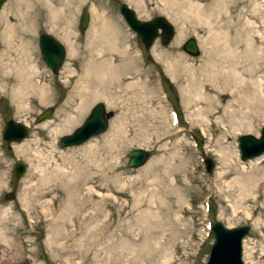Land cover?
Listing matches in <instances>:
<instances>
[{
    "label": "rangeland",
    "instance_id": "374dc122",
    "mask_svg": "<svg viewBox=\"0 0 264 264\" xmlns=\"http://www.w3.org/2000/svg\"><path fill=\"white\" fill-rule=\"evenodd\" d=\"M18 1L6 0L0 8V214L5 209H9L11 215L13 214V218L6 222L8 237L10 236L8 249L12 254L5 259L0 256V264H9L6 260L9 257L16 259L14 264H205L213 242L209 226L214 221L221 222L228 228L250 226V231L243 241V262L264 264V154L242 161L238 147V138L241 135L259 136L264 127V106H259L264 102V0H25L26 10L16 7ZM123 2L134 9L140 19L166 17L175 30L170 43L163 45L160 38H156L146 51L136 34L128 30L122 21L119 6ZM13 3L15 6L5 19L2 13ZM194 3L200 5L199 8L195 7ZM83 11H87L90 17L86 29L80 27ZM53 12L58 15L56 23H53L55 20L50 17ZM24 14L30 18L25 26L20 21ZM102 24L107 25L109 29H102ZM6 25L14 26V34L8 32ZM26 26L29 29L25 30ZM50 26L53 30H50ZM180 30H183L185 35L175 43ZM44 32L54 36L65 47L66 58L57 74L52 73L40 53L38 39ZM106 34L113 35L114 47L119 50L111 48L104 41ZM190 37H194L200 46L198 56H191L182 48ZM217 45L237 55L236 71L242 80L246 79L242 83V95L249 101L251 99L252 103L247 106L237 101L234 102L237 106L234 109L229 105L233 103L230 102L232 98L229 92L220 90L223 94L221 106L211 108L214 109V116L207 117L203 114L206 125H194L192 121L197 117L190 116L185 107L187 100L183 97L182 84L171 80L166 66L170 67L175 61H182L197 69L198 73L207 75L208 71L218 65L214 61L219 47ZM23 50H27L28 54L25 60L30 59L33 83L41 84L47 89V99L40 102L36 93L31 92L28 94L30 99L26 102V109L20 110L12 101V90L21 81L16 61L23 58ZM147 54L151 60L146 59ZM220 59L223 64L219 65L221 70L218 75L224 77L227 68L232 66L228 64L230 61L227 63L226 58ZM95 60H107V64L112 65L115 63V77L111 76L106 86V89L109 88L105 94L107 99L98 98L87 103L77 123L54 139L55 149L64 153L63 155H72L82 160L83 148L95 145L99 147L97 152L103 156L106 149L105 139L115 128L126 136L127 142L119 144L120 150L113 153L114 157L111 155L109 158L112 159V165L115 163V167L110 168V173L105 179L108 183L105 189L94 188L91 183L82 184V188L88 185L92 188L93 196L88 197L91 202L86 203L84 207H78L77 210L87 213L86 215L91 214V218L84 222L77 219L75 231L73 226L65 227L66 230L62 228L63 230L54 236L58 226L54 228L49 223L48 216L46 218L39 210L22 208L21 200L27 195L26 186L29 182H36L37 177L29 178L30 163L16 153L15 145L25 140H39L41 143L35 144L34 147L41 151L46 148V144L53 140L51 129L66 116H74L76 109L78 110V105L81 104L80 91L88 83V70L91 71ZM128 82L139 85V90L134 92L133 96L131 92L121 89ZM249 82L252 83L251 86ZM102 87L104 88V85L100 86V90ZM253 90L261 96V100L255 98ZM108 99L111 105L107 103ZM98 102H102L105 109L111 112L107 129L80 145L60 146L59 139L71 134ZM49 107L54 108L50 118L37 122V116ZM174 109L177 110L179 123L172 118L174 111L176 112ZM229 110L242 111L244 115L241 117L244 116L243 120L251 127V131H234L231 118L226 117L229 116ZM10 119L26 125L28 135L22 141L7 144L2 133L5 123ZM221 122L222 124H219ZM191 133L196 136L197 142L193 140ZM160 135L163 139L159 142ZM221 142V145L225 146L221 147ZM136 148L148 150L150 158L138 168H129L128 154ZM223 155L225 156L221 160ZM205 156L213 162V168L209 172L203 162ZM160 158L167 160V164L171 163L175 168L158 166ZM191 161L198 166L195 172ZM60 162L59 160L58 163ZM18 163L24 164L25 169L21 176L16 178L14 168ZM40 167L44 165L40 164ZM226 171L229 172L226 179L216 180L219 172L222 174ZM117 173H120V176ZM250 178L253 179V195L245 192L248 200L237 203L241 191L230 193L232 190L224 186L225 181L232 180L235 182L234 186H237ZM254 183L256 184L253 187ZM170 185L174 186L172 191ZM58 191L62 196L68 188L59 185ZM80 192L86 191L81 189ZM178 192L181 193L180 198L176 197ZM7 193H14V198L6 199ZM50 196L45 198L49 200ZM136 199L140 200L141 206H135ZM58 203H51L49 207L57 211L61 206ZM147 214H151V221L145 218ZM67 230H72L71 235L62 236V232ZM111 240L113 243L109 242ZM148 243L149 246H146ZM152 251L153 253H150Z\"/></svg>",
    "mask_w": 264,
    "mask_h": 264
},
{
    "label": "bare ground",
    "instance_id": "6f19581e",
    "mask_svg": "<svg viewBox=\"0 0 264 264\" xmlns=\"http://www.w3.org/2000/svg\"><path fill=\"white\" fill-rule=\"evenodd\" d=\"M17 1V0H16ZM85 1V0H84ZM181 1V0H180ZM190 1V0H189ZM188 0H186V2H189ZM169 2V1H168ZM177 2V0H176ZM175 2V3H176ZM167 3V2H166ZM174 3V2H173ZM191 3V2H190ZM188 3V4H190ZM29 4V3H28ZM30 5V4H29ZM172 5V4H171ZM180 5V4H179ZM195 7L199 8V6H197L194 3ZM191 5V6H194ZM14 3L10 4L9 7L6 9V11H4L2 13V17H4L5 19L7 18L9 12L12 10V8H14ZM27 2L25 0H19L18 3L16 4V7L21 8L20 10L23 9H27ZM46 6V5H45ZM170 6V5H169ZM188 6V5H187ZM25 7V8H24ZM184 7V6H183ZM25 9V10H26ZM29 9V8H28ZM178 9V7H177ZM180 9V8H179ZM183 9V8H182ZM181 9V10H182ZM200 10V9H199ZM19 11V10H18ZM166 11V9H165ZM178 11V10H177ZM13 12V11H12ZM181 12V11H180ZM197 12V11H196ZM20 13V11H19ZM166 13V12H165ZM50 14V13H49ZM189 14V13H188ZM175 15V14H174ZM200 15V14H199ZM57 14L55 12H53L50 17L52 20H55L57 18ZM193 16V15H192ZM197 16V15H196ZM20 17V16H19ZM169 17V16H168ZM191 18V17H190ZM189 19V18H188ZM30 18L24 14V16L22 15L21 18V23L23 24V26L26 25L27 22H29ZM32 21V20H31ZM53 23H56L55 21H52ZM52 24V23H51ZM7 26V30L9 33H13L15 32L14 26L12 25H6ZM104 26L102 27V29H107V25H101ZM25 28V27H23ZM27 26L26 29L27 30ZM60 28V27H59ZM29 29V28H28ZM109 29V28H108ZM182 29V28H181ZM50 30H53V27L50 26ZM61 30V29H60ZM185 30V29H184ZM110 31V30H109ZM186 31V30H185ZM184 32L183 30L179 31V34L176 37L175 43H177L183 36ZM185 35V34H184ZM7 36V35H6ZM113 36V35H112ZM110 34H106L105 37L103 38L104 41L106 43H108V45L111 48L114 49H118V47H114V40ZM15 37V36H14ZM10 38V37H9ZM215 41V39H213ZM11 41V40H10ZM217 41V40H216ZM213 42V41H212ZM10 44V43H9ZM220 44H222L220 42ZM12 45V44H11ZM213 45V44H212ZM211 45V46H212ZM28 46V45H27ZM219 46V45H217ZM225 46V45H224ZM11 48V47H10ZM214 48V47H213ZM253 47H251L252 49ZM218 51L216 52V55L214 57V61L216 63H218V65H215L214 69H211L210 71H208L209 73L206 75L203 72L198 73V70L191 67L190 65H186L184 60L182 63V61H175L174 63L171 64V66H166V72L168 74V76L171 78V80H173L174 82H178L180 84H182V91H183V97L184 99H186V108L188 109V113L190 114V116H196L197 119L192 121V124L196 125L197 123L205 126V122H204V118L205 116L203 114H206L207 117H212L214 116L215 112L211 109V108H219L221 106V98L223 97L220 93L221 91H228L229 94L231 95V101L233 102L231 104H229L231 107H233L235 109V107H237L235 105L234 102L237 103V101H241L239 103H243L245 105H249L251 101L247 100L244 95H242V86H243V82L244 80H246L244 78V80H242V77L240 78V75H238L237 71H236V59L238 58L237 55H234V53H232V51L223 48L221 46H219ZM248 49V48H247ZM250 49V50H251ZM119 50V49H118ZM253 53V50H251ZM250 51V52H251ZM29 53V52H28ZM121 53V52H120ZM246 53V52H245ZM21 54L23 55V58L18 59V62L16 67L18 69V73L20 76V82L13 88L12 90V101L15 105L18 106V109L20 110H25L26 106H27V101L30 99V97L28 96V94H30L31 92H35L39 101L40 102H44L47 99L46 93H47V89L41 85V84H34L33 83V71L32 70V66L30 64V59H28L27 61L25 60L28 57L27 54V50H23V53L21 52ZM20 54V55H21ZM220 54V55H219ZM214 55V54H213ZM239 55V54H238ZM212 56V55H211ZM249 56H252L249 54ZM26 57V58H25ZM213 57V56H212ZM226 58L227 63L230 61L232 67L227 68L226 71V76L224 77H220L218 75L219 71L221 70V68H219V65H222L223 62L221 61L222 59L220 58ZM237 57V58H236ZM66 58V57H65ZM22 59V60H21ZM101 59V58H100ZM103 59V58H102ZM121 59V58H120ZM117 60V59H116ZM119 60V59H118ZM225 60V59H223ZM226 60L224 62H226ZM253 60V59H252ZM107 61V60H106ZM105 60L103 61H96L94 62L93 66H91V71L88 70V74H87V85L83 88V90L80 91V95H81V104L80 106L78 105V110L76 109V113H74V116L72 115H68L65 117V119L61 120L58 124L55 125V127H53L51 129V134L53 136V140L49 141L48 144H46V148L42 151L38 150L36 147H34L35 144H40L41 142L38 140H25L22 143H19L17 145H15V151L16 153L21 156L24 160L28 161L30 163V172H29V178L30 179H35L37 177V179L35 180L36 182H29L26 186V191H27V195L23 198V200H21V205L22 208L24 210H33V211H41L42 214L46 217L48 216V220L49 223H51V225L55 227L58 226V229H56L55 234H53L54 236L58 233L61 232V229L64 228L66 230L65 227L68 228H72L74 229V226L76 225V220H82V222H84L86 219L91 218V214L86 215L87 213L85 212H81L78 211L77 208L78 207H84L86 205V203L91 202L90 199H88V197H92L93 194V190L92 188L88 185L87 187H83L82 188V184L85 185L87 183H91L92 187L97 188V189H105L107 184L105 182L106 177L108 176V174L110 173V168L111 166H114V164H111V160L109 159L110 157L113 156L114 152H118L120 150L119 144H125L127 142V138L126 136L122 135V133L120 134L119 131L117 130H113L111 131V133L107 136V138L105 139V144H104V148L105 151H103V156H101L97 151L98 148L95 145H87L85 146L83 149V159L82 160H78L76 159V157H72V155L70 157H68L67 155H63L64 153H61V151H56V147L54 144V139L57 138V136L67 130H69V128L73 127L77 121H78V117L80 116V114L84 111V108L86 107L87 103L92 102L95 99L101 98V99H107L106 98V92L109 89H106V86L108 85L109 79L111 78V76L113 77L114 72H115V68L113 67V65L115 64H107ZM240 62V61H239ZM251 62V61H250ZM13 63V62H12ZM109 63V62H108ZM227 63H224V65H227ZM226 67V66H225ZM128 68V67H127ZM205 68V67H204ZM251 68V66H250ZM117 69V68H116ZM131 70V69H130ZM253 72V71H252ZM118 73V71H117ZM130 73V72H129ZM93 75V76H92ZM242 75V74H241ZM251 75V74H250ZM223 76V75H222ZM244 76V75H243ZM248 76V75H247ZM96 77V78H94ZM115 77V76H114ZM117 77V76H116ZM245 77V76H244ZM252 77V76H251ZM252 79V78H251ZM104 85V88L102 90H100V86ZM249 85L251 86L252 83L249 82ZM258 85V84H257ZM115 86V85H114ZM245 86V85H244ZM109 87V86H108ZM112 87V86H111ZM139 85H137L134 82H128L126 84V86H124L123 88H121L122 90H124L125 92L128 93H132L131 96L134 95V92H137ZM247 88V86H245ZM256 87V86H254ZM253 87V88H254ZM252 88V87H251ZM250 89V88H249ZM257 89V88H256ZM261 89V88H260ZM259 89V90H260ZM118 91V89H117ZM250 90H248L249 92ZM254 91V90H253ZM112 92V91H111ZM109 93V92H108ZM118 93V92H117ZM121 93V92H120ZM144 93V92H143ZM215 94V95H214ZM118 95V94H117ZM248 95V94H247ZM254 95L255 98H257L258 100H261V96H258L257 93H255L254 91ZM115 96V93H114ZM220 97V98H219ZM251 97V96H250ZM255 101V100H254ZM110 100L108 99V104H110ZM139 102V101H138ZM259 102V101H258ZM257 102V103H258ZM144 103V102H143ZM142 103V104H143ZM256 103V102H255ZM254 103V105H256ZM263 105L259 106H264V102H262ZM253 106V105H252ZM247 108V107H246ZM250 108V107H249ZM257 109V108H256ZM262 109V108H261ZM264 109V107H263ZM28 110V109H27ZM260 111V109H259ZM78 112V113H77ZM227 113H229V116H226L227 118L230 117L231 118V125L233 126V130L236 132L241 131L242 129H244L245 131H251V127L246 124L243 120V117H241V115L244 113L242 111H228ZM264 114V112H263ZM238 116V118H237ZM170 117V115H169ZM175 119V116L173 114V117ZM242 118V119H241ZM243 120V121H242ZM170 121H171V117H170ZM229 122V121H228ZM219 124H222L219 123ZM118 129V128H117ZM55 135V136H54ZM52 139V137H50ZM163 136L160 135L159 136V142L162 141ZM46 140V139H45ZM47 142V140H46ZM96 143V142H95ZM91 144V143H90ZM223 144V142L220 143V145ZM100 145V144H99ZM102 146V145H101ZM225 145H221V147H223ZM191 147V146H190ZM122 148V146H121ZM124 148V147H123ZM172 148V147H171ZM58 149V148H57ZM181 149V148H180ZM175 150V149H174ZM82 151V150H81ZM165 151V150H164ZM222 151V150H221ZM69 152V151H68ZM80 152V151H79ZM225 152V151H224ZM193 153V151H192ZM191 153V154H192ZM220 153V152H219ZM122 154V152H121ZM222 154V153H221ZM219 154V155H221ZM224 154V153H223ZM76 155V154H75ZM112 155V156H111ZM120 155V154H119ZM179 155V154H178ZM182 155V153H181ZM184 155V154H183ZM196 155V154H195ZM194 155V156H195ZM226 155V154H225ZM221 156V160L224 158V156ZM227 156V155H226ZM114 157V156H113ZM79 158V156H78ZM116 158V156H115ZM186 158V157H185ZM184 158V159H185ZM196 158V157H194ZM229 157L227 156L226 159H228ZM183 159V161H184ZM187 159V158H186ZM190 159V158H189ZM59 160L61 161L60 163ZM181 160V157H180ZM58 161V162H57ZM182 161V162H183ZM189 161V160H188ZM225 161V160H223ZM229 161V160H227ZM167 160L165 159H159L158 166H165V168L168 166L169 168H173L174 165L173 164H167ZM181 162V163H182ZM192 162V161H191ZM222 162V161H221ZM169 163V162H168ZM190 163V162H189ZM228 162H226L227 164ZM40 164H43L44 167H40ZM166 164V165H165ZM225 164V163H224ZM229 165V164H228ZM184 166V165H183ZM182 166V167H183ZM188 166V165H187ZM222 166V165H221ZM115 167V166H114ZM197 165L194 163V161L192 162V169L195 172V169H197ZM160 168V167H159ZM175 168V167H174ZM183 169V168H182ZM185 169V168H184ZM183 169V170H184ZM190 169V168H189ZM167 172V169H165ZM170 170L169 169V174H170ZM225 170V169H224ZM159 171V170H158ZM163 172V171H162ZM165 172V171H164ZM184 172V171H183ZM191 172V171H190ZM118 174V173H117ZM120 174V173H119ZM118 174V175H119ZM229 172L226 171L222 174H220V172L216 175V180H220L223 178L226 179V177L228 176ZM116 175V176H118ZM164 175V174H162ZM161 175V176H162ZM171 175V174H170ZM263 175V174H262ZM120 176V175H119ZM196 176V175H195ZM110 177V176H109ZM165 177V176H164ZM163 177V178H164ZM169 177V176H168ZM167 177V178H168ZM250 177V176H249ZM252 177V176H251ZM260 177V176H259ZM166 178V177H165ZM164 178V179H165ZM248 178V177H247ZM254 178V176L252 177ZM252 178H250L249 180H245L240 182L239 185L234 186L235 182L234 181H225V185L227 188H230L229 191L230 193H233L234 191H241V193L239 194L240 199L237 200V203H240L242 201L248 200L246 199L247 195H245V192H248L250 196H252L254 193L252 191ZM115 180L117 179L116 177L114 178ZM156 179V178H155ZM162 179V178H161ZM192 179V177H191ZM195 179V178H194ZM157 180V179H156ZM180 180V179H179ZM188 180V179H186ZM33 181V180H31ZM261 181V180H260ZM26 182V181H25ZM112 182V181H111ZM174 182V181H173ZM181 182V181H180ZM255 182V181H254ZM118 183V182H117ZM123 183V180H122ZM164 183V181H163ZM177 183V182H176ZM183 183V182H182ZM181 183V184H182ZM258 183V182H257ZM90 184V185H91ZM111 184V183H110ZM167 184V183H166ZM171 184V182H170ZM187 184V182H186ZM193 184V183H192ZM256 183H254L253 187L255 186ZM262 184V183H261ZM264 184V183H263ZM64 186L68 188V191L64 193V195H60L61 192L58 191V186ZM120 185V184H119ZM160 185V184H158ZM168 185V184H167ZM166 185V187H167ZM183 185V184H182ZM217 185V182H216ZM161 186V185H160ZM171 186V185H170ZM186 186V185H185ZM221 186V184L219 185ZM218 186V187H219ZM111 187V186H110ZM122 187V185L120 186ZM125 187V185H124ZM165 187V186H164ZM174 187V186H173ZM172 186L170 187L171 191H172ZM117 188V187H116ZM123 188V187H122ZM121 188V189H122ZM168 188V187H167ZM176 188V187H175ZM186 188V187H185ZM62 189V188H61ZM81 189H85L86 192H80ZM114 189V188H113ZM120 189V188H119ZM118 189V190H119ZM156 189V188H155ZM116 190V189H115ZM128 190V189H127ZM126 190V191H127ZM158 190V189H157ZM156 190V191H157ZM24 191V190H23ZM34 191V192H33ZM63 191V190H62ZM102 191V190H101ZM109 191V190H108ZM131 191V190H130ZM110 192V191H109ZM132 192V191H131ZM168 192V190H167ZM177 192V190H175V193ZM97 193V191H96ZM156 193V192H155ZM164 193V191H163ZM180 192H178L177 194V198H180L179 194ZM99 194V193H97ZM140 194V193H139ZM152 194V193H151ZM150 194V195H151ZM157 194V193H156ZM173 194V193H172ZM25 195V194H24ZM51 195V196H50ZM47 196H50V199L48 200ZM104 196V195H103ZM119 196V195H118ZM136 196H139L136 194ZM160 196V195H159ZM162 196V195H161ZM167 196V195H166ZM87 197V198H85ZM135 197V196H133ZM140 197V196H139ZM249 197V196H248ZM86 200H85V199ZM154 198V197H153ZM159 198V197H158ZM22 199V198H21ZM115 199V198H113ZM138 199V198H137ZM136 199V200H137ZM96 200V199H95ZM99 200V199H98ZM97 200V201H98ZM134 200V198H133ZM142 200V199H141ZM180 200V199H179ZM9 201V200H8ZM56 201H58V204H61V206L58 208V210L53 211L51 207H49V204H54ZM114 201V200H113ZM145 201V200H144ZM96 202V201H95ZM181 202V201H180ZM106 203V201H105ZM109 203V202H108ZM142 203V202H141ZM178 203V202H177ZM236 203V204H237ZM92 204V203H91ZM112 204V203H111ZM140 204V200H137L135 203V206ZM101 205V204H100ZM177 205V204H176ZM105 206V205H104ZM123 206V205H122ZM141 206V204H140ZM21 208V209H22ZM110 208V207H109ZM113 208V207H112ZM120 208V207H119ZM127 208V206H126ZM133 208V207H132ZM89 209V208H88ZM151 209V208H150ZM171 209V208H170ZM118 210V209H117ZM147 210V209H146ZM89 211V210H88ZM87 211V212H88ZM121 211V210H120ZM138 211V210H137ZM145 213L146 211L143 210ZM143 211L142 214H143ZM28 212V211H26ZM29 213V212H28ZM93 213V212H92ZM128 213V211H127ZM150 213V212H149ZM141 214V215H142ZM152 214V213H151ZM150 214V215H151ZM38 215V214H37ZM42 215V216H43ZM52 215H54V217H52ZM145 215V214H144ZM150 215H146V219L150 220L151 218L149 217ZM153 215V214H152ZM25 216V215H24ZM94 216V215H93ZM97 216V215H96ZM115 216V215H114ZM15 217V216H14ZM153 217V216H152ZM13 218V214L11 215L9 209H5L4 211H2V213L0 214V256L3 257L5 259V257H8L11 253V251H9V242L10 239L8 237V233L6 230V222H8L9 220H11ZM47 218V217H46ZM108 218V217H107ZM116 218V216H115ZM140 219V217H138ZM145 218H143L145 220ZM154 218V217H153ZM157 219V218H156ZM176 219V218H175ZM93 220V219H92ZM152 220V219H151ZM150 220V221H151ZM107 221V220H106ZM155 221V220H153ZM159 222H161L160 220H158ZM108 222V221H107ZM147 222V221H145ZM144 222V223H145ZM149 222V221H148ZM103 223V222H102ZM126 223V222H125ZM141 223V222H140ZM154 223V222H152ZM158 223V222H157ZM180 223V222H179ZM178 223V224H179ZM150 224V223H149ZM155 224V223H154ZM5 225V226H4ZM84 225V224H83ZM106 225V224H105ZM134 225V224H133ZM139 225V224H138ZM148 225V224H147ZM153 225V224H152ZM158 225H160L158 223ZM80 226H81V222H80ZM130 226V225H129ZM141 226V225H139ZM150 226V225H149ZM157 226V225H156ZM177 226V225H176ZM88 227V226H87ZM179 227V226H178ZM53 228V227H52ZM94 228V227H93ZM121 228V227H120ZM119 228V229H120ZM123 228V227H122ZM127 228V227H126ZM131 228V227H130ZM87 229V228H86ZM90 229V228H89ZM88 229V230H89ZM133 229V228H132ZM144 229V228H143ZM63 230V229H62ZM93 230V229H92ZM142 230V229H141ZM139 230V231H141ZM71 231L72 230H67V231H63V235L62 236H68L71 235ZM75 231V229H74ZM73 231V232H74ZM124 231V230H123ZM130 232V231H128ZM127 232V233H128ZM145 232V231H144ZM112 233V232H111ZM126 233V231H125ZM148 233V232H146ZM130 234V233H129ZM128 234V235H129ZM134 234V233H133ZM87 235V234H86ZM127 235V234H126ZM131 235V234H130ZM129 235V236H130ZM143 235V234H142ZM58 236V235H57ZM64 236V237H65ZM90 236V235H89ZM133 236V235H132ZM138 237V234H137ZM53 238V236H52ZM52 238H50L52 240ZM59 238V237H58ZM57 238V239H58ZM71 238V237H70ZM82 238V237H80ZM79 238V240H80ZM85 238V237H84ZM83 238V239H84ZM112 238V237H110ZM114 238V237H113ZM118 238V237H117ZM62 239V237H61ZM75 239V236H74ZM88 239V237H87ZM90 239V238H89ZM119 239V238H118ZM123 239V237H122ZM126 239V238H125ZM136 239V238H134ZM56 240V239H55ZM86 240V239H85ZM91 240V239H90ZM113 240V239H112ZM109 241V242H112ZM137 241V240H136ZM244 241V240H243ZM52 242V241H51ZM83 242V241H82ZM85 242V241H84ZM83 242V243H84ZM87 242V241H86ZM130 242V241H129ZM132 242V241H131ZM149 242V241H148ZM152 242V241H151ZM113 243V242H112ZM120 243V242H119ZM134 243V242H133ZM131 243V244H133ZM153 243V242H152ZM122 244V243H120ZM11 245V244H10ZM123 245V244H122ZM244 245V243H243ZM58 246V245H57ZM112 246V244H111ZM149 246V243L148 245ZM151 246V243H150ZM155 246V245H154ZM126 247V246H125ZM9 248V249H8ZM58 248V247H57ZM64 248V246H63ZM62 248V249H63ZM110 248V246H109ZM108 248V249H109ZM113 248V247H112ZM120 248V247H119ZM148 248V247H147ZM56 249V248H55ZM121 249V248H120ZM149 249V248H148ZM153 249V247L151 248ZM150 249V250H151ZM59 250V249H57ZM135 250V249H134ZM165 250V248H164ZM122 251V250H121ZM124 251V249H123ZM149 251V250H148ZM147 251V252H148ZM136 252V251H135ZM146 252V251H145ZM156 252V250H155ZM163 252V251H162ZM160 251V253H162ZM120 253V251L118 252ZM138 253V252H136ZM150 253H153L150 252ZM12 254V253H11ZM127 254V253H126ZM158 254V253H157ZM156 254V255H157ZM170 254V253H169ZM112 255V254H111ZM117 255V254H116ZM122 255V253H121ZM132 256V254H130ZM139 255V253H138ZM153 255V254H152ZM168 255V254H167ZM114 256V255H113ZM148 256V255H147ZM111 257V256H110ZM120 257V255H119ZM123 257V255H122ZM134 257V256H133ZM139 257V256H138ZM109 258V257H108ZM114 258V257H113ZM132 258V257H131ZM136 258V256H135ZM151 258V257H149ZM157 258V257H156ZM168 258V257H167ZM106 259V258H105ZM119 259V258H118ZM159 259V258H158ZM7 263L9 264H14L16 262V259L13 257H9V259ZM114 260V259H113ZM121 260V259H120ZM137 260V259H136ZM155 260V259H154ZM166 260V259H165ZM164 260V261H165ZM170 260V259H168ZM167 260V261H168ZM2 261V260H1ZM115 261V260H114ZM123 261V260H122ZM126 261V260H124ZM129 261V260H128ZM112 262V261H110ZM117 262V261H116ZM136 262V261H135ZM160 262V261H159ZM123 263V262H122ZM141 263V262H140ZM164 263V262H163ZM167 263V262H166ZM169 263V262H168ZM117 264V263H116Z\"/></svg>",
    "mask_w": 264,
    "mask_h": 264
},
{
    "label": "water",
    "instance_id": "95a60500",
    "mask_svg": "<svg viewBox=\"0 0 264 264\" xmlns=\"http://www.w3.org/2000/svg\"><path fill=\"white\" fill-rule=\"evenodd\" d=\"M6 0H0V8ZM127 26L135 32L142 41L145 50H149L156 38H160L163 45H167L172 40L175 30L173 25L164 16H155L152 19H140L135 10L123 2L119 7ZM89 13L84 11L80 16V27L86 29L89 23ZM39 49L43 60L52 73L57 74L65 58V47L54 36L44 32L39 35ZM183 50L191 56L200 54V46L194 37L188 38L182 45ZM151 60L150 55L147 57ZM54 108L49 107L40 113L37 122L44 121L53 114ZM111 112L105 109L102 102L96 103L89 115L76 127L71 134L62 136L59 139L60 146L80 145L92 137L103 133L108 126V117ZM28 135L26 125L8 120L3 129V138L10 144L12 141H22ZM197 141L196 137L193 135ZM239 157L246 161L264 154V127L259 136L244 134L238 138ZM150 158V152L144 148H136L129 152L127 166L138 168L144 165ZM206 170L209 172L213 168V162L209 157L204 158ZM25 165L18 163L14 168L16 178L24 172ZM6 199H13L14 193H7ZM250 226L241 225L234 228L225 227L221 222L214 221L211 225L213 242L205 264H244L242 259L243 240L248 235Z\"/></svg>",
    "mask_w": 264,
    "mask_h": 264
},
{
    "label": "flooded vegetation",
    "instance_id": "af4514ba",
    "mask_svg": "<svg viewBox=\"0 0 264 264\" xmlns=\"http://www.w3.org/2000/svg\"><path fill=\"white\" fill-rule=\"evenodd\" d=\"M120 5H121V4H120ZM83 12H84V11H83ZM83 12H82V13H83ZM82 13H81V14H82Z\"/></svg>",
    "mask_w": 264,
    "mask_h": 264
},
{
    "label": "trees",
    "instance_id": "16d2710c",
    "mask_svg": "<svg viewBox=\"0 0 264 264\" xmlns=\"http://www.w3.org/2000/svg\"><path fill=\"white\" fill-rule=\"evenodd\" d=\"M167 79V78H166ZM168 80V79H167Z\"/></svg>",
    "mask_w": 264,
    "mask_h": 264
}]
</instances>
